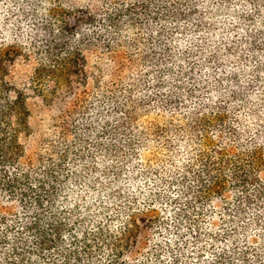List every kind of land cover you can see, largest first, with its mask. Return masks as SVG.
<instances>
[{
  "label": "trees",
  "instance_id": "obj_1",
  "mask_svg": "<svg viewBox=\"0 0 264 264\" xmlns=\"http://www.w3.org/2000/svg\"><path fill=\"white\" fill-rule=\"evenodd\" d=\"M0 264H264V0H0Z\"/></svg>",
  "mask_w": 264,
  "mask_h": 264
},
{
  "label": "rangeland",
  "instance_id": "obj_2",
  "mask_svg": "<svg viewBox=\"0 0 264 264\" xmlns=\"http://www.w3.org/2000/svg\"><path fill=\"white\" fill-rule=\"evenodd\" d=\"M45 111L40 110L38 107H33V125L35 126L37 130L38 136H41L44 132H46L50 126H51V114L44 113ZM78 162L75 160V158H72L68 164H66L65 168H73ZM85 174L87 176H94L95 180H98L100 178L99 171H95V169L92 166H82L79 175ZM94 180V181H95ZM88 182V187L94 186L96 188H105L107 189V185L99 181L98 185L96 183ZM83 191V190H82ZM87 195V192H83L81 196V200H84Z\"/></svg>",
  "mask_w": 264,
  "mask_h": 264
}]
</instances>
